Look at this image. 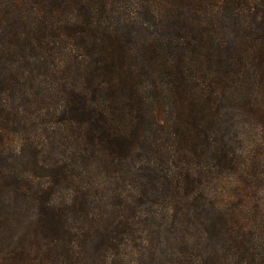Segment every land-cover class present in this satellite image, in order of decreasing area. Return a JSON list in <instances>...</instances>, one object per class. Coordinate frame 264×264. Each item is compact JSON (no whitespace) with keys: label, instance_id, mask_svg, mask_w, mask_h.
<instances>
[{"label":"trees","instance_id":"1","mask_svg":"<svg viewBox=\"0 0 264 264\" xmlns=\"http://www.w3.org/2000/svg\"><path fill=\"white\" fill-rule=\"evenodd\" d=\"M263 184L264 0H0V264H264Z\"/></svg>","mask_w":264,"mask_h":264},{"label":"rangeland","instance_id":"2","mask_svg":"<svg viewBox=\"0 0 264 264\" xmlns=\"http://www.w3.org/2000/svg\"><path fill=\"white\" fill-rule=\"evenodd\" d=\"M249 139H250V135H245L244 138H243V141H244L243 146L245 148L247 147V145L250 144L249 143ZM217 191H219V190L217 189ZM256 195L259 198V202L264 205V184L263 185H259V187H257Z\"/></svg>","mask_w":264,"mask_h":264}]
</instances>
